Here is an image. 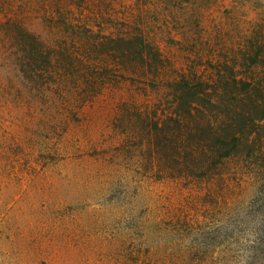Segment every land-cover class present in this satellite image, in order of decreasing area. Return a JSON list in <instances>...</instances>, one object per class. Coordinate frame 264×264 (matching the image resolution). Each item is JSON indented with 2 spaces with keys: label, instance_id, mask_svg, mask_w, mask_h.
<instances>
[{
  "label": "trees",
  "instance_id": "trees-1",
  "mask_svg": "<svg viewBox=\"0 0 264 264\" xmlns=\"http://www.w3.org/2000/svg\"><path fill=\"white\" fill-rule=\"evenodd\" d=\"M257 1L0 0V166L73 167L86 211L55 209L33 264H264V38L204 27Z\"/></svg>",
  "mask_w": 264,
  "mask_h": 264
},
{
  "label": "rangeland",
  "instance_id": "rangeland-1",
  "mask_svg": "<svg viewBox=\"0 0 264 264\" xmlns=\"http://www.w3.org/2000/svg\"><path fill=\"white\" fill-rule=\"evenodd\" d=\"M223 11H221L222 14H224ZM241 13L245 15L241 23L231 26L224 20V15L219 16L212 9L209 11L204 27L210 33L216 31L221 25L225 30L240 28L247 31L249 35L257 32V37L261 33L264 38V0L248 3ZM201 65L207 77L212 76L213 71L209 69L208 64L202 62ZM13 106L14 104L1 107L3 111L0 112V128L4 131L13 125V120L7 122L10 118V108ZM18 135V131L5 134L8 137ZM16 155V164L0 166V264H33V251L38 249V243L35 241L38 235L45 236L52 221L50 215H54L55 209L61 211L68 219L72 211L70 212L67 206H74L75 216L79 221L81 220L86 211L77 206L83 195V189H79L78 184L76 187L71 186V183L64 179L67 174L71 175L73 167L65 166L60 170L43 169L34 156L22 151L16 152ZM74 169L77 173L82 170L77 167ZM102 183V181L95 182L94 180L90 181L88 186L91 189L96 186L99 188ZM99 191L102 192V189L99 188ZM164 191L168 199L176 196L173 204L179 211L187 215L190 213L188 206L184 203L186 198L180 188L169 186ZM254 192L255 189L250 188L247 192H239L235 198L245 204L254 200L252 199ZM258 199H260L259 196L256 197V200ZM90 204L92 205V216H95L100 227H103L105 221L112 216L108 214V210L100 206L101 201H91ZM198 208L197 205L195 216ZM99 230L98 235L100 236L103 228ZM59 255L66 258L67 253L61 252ZM61 264H68V262L64 260Z\"/></svg>",
  "mask_w": 264,
  "mask_h": 264
}]
</instances>
